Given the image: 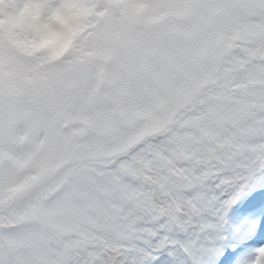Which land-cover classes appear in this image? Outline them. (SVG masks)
I'll return each mask as SVG.
<instances>
[{
	"label": "snow or ice",
	"instance_id": "6c2138e0",
	"mask_svg": "<svg viewBox=\"0 0 264 264\" xmlns=\"http://www.w3.org/2000/svg\"><path fill=\"white\" fill-rule=\"evenodd\" d=\"M0 264H264V0H0Z\"/></svg>",
	"mask_w": 264,
	"mask_h": 264
}]
</instances>
